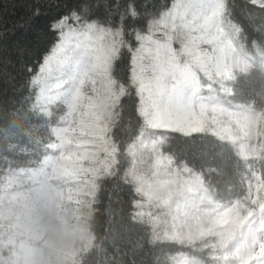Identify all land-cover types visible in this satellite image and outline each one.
I'll use <instances>...</instances> for the list:
<instances>
[{
    "label": "snow or ice",
    "instance_id": "obj_1",
    "mask_svg": "<svg viewBox=\"0 0 264 264\" xmlns=\"http://www.w3.org/2000/svg\"><path fill=\"white\" fill-rule=\"evenodd\" d=\"M14 6L25 10L14 28L51 9ZM148 9L72 0L52 16L58 42L28 81L35 102L0 114V193L40 179L58 208L73 205L76 264L93 250L105 264H161L164 246L188 249L164 264H264V0ZM22 155L37 165L22 167ZM125 192L130 226L116 228ZM97 213L108 217L99 243Z\"/></svg>",
    "mask_w": 264,
    "mask_h": 264
},
{
    "label": "trees",
    "instance_id": "obj_2",
    "mask_svg": "<svg viewBox=\"0 0 264 264\" xmlns=\"http://www.w3.org/2000/svg\"><path fill=\"white\" fill-rule=\"evenodd\" d=\"M147 2L150 13H159L170 8L174 0H147ZM49 3L51 9L48 7L42 9L46 13L45 15L24 28H14L19 18L25 14V10L15 7L14 0H3L2 7L5 10V22L0 24V32L4 33L0 36V69L6 71L7 75H0V114H10L22 106L26 109L31 103L35 102L37 89H30L28 81L39 72L45 56L51 53L54 44L58 42L57 34L48 28V23L53 15L66 14L67 7L71 6L72 0H49ZM57 5H61V7L57 9ZM64 5H67V7ZM49 12H51V15L47 14ZM29 68L31 72L27 71ZM125 103L128 104L129 110H131L134 101L126 100ZM256 107L260 108L262 105L258 103ZM10 118L23 122L22 116L19 115ZM207 139L211 141L214 138L208 137ZM206 147L204 144L197 143L192 146V150L198 154ZM18 163L22 167H35L38 161L34 155H22ZM211 163L216 166L219 161H211ZM262 176H264V172H262ZM122 195L125 201L122 206L123 219L119 216L114 218V227L116 228H120L121 225L130 226L128 221L130 194L125 192ZM107 220L108 217L101 213H97L95 216L93 231L98 238L96 243H99L100 238L106 235ZM177 251H188V249L179 246H164L163 251L157 250L156 255L160 257L161 264H164L166 257L175 254ZM84 260L87 261V264H105V256L96 254L95 250L86 254ZM149 264H151V259H149Z\"/></svg>",
    "mask_w": 264,
    "mask_h": 264
},
{
    "label": "clouds",
    "instance_id": "obj_3",
    "mask_svg": "<svg viewBox=\"0 0 264 264\" xmlns=\"http://www.w3.org/2000/svg\"><path fill=\"white\" fill-rule=\"evenodd\" d=\"M81 223L43 180L22 178L0 193V264H76Z\"/></svg>",
    "mask_w": 264,
    "mask_h": 264
},
{
    "label": "rangeland",
    "instance_id": "obj_4",
    "mask_svg": "<svg viewBox=\"0 0 264 264\" xmlns=\"http://www.w3.org/2000/svg\"><path fill=\"white\" fill-rule=\"evenodd\" d=\"M69 23H71V21H69ZM51 54V53H50ZM50 54H48V55H50ZM37 89V92H38V88H36Z\"/></svg>",
    "mask_w": 264,
    "mask_h": 264
}]
</instances>
